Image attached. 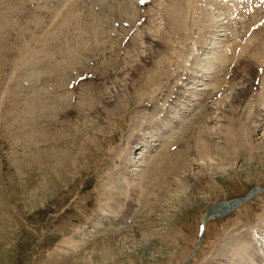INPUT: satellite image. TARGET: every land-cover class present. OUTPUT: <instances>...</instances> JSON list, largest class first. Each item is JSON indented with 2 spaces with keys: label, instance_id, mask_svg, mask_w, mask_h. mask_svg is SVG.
Masks as SVG:
<instances>
[{
  "label": "rangeland",
  "instance_id": "1",
  "mask_svg": "<svg viewBox=\"0 0 264 264\" xmlns=\"http://www.w3.org/2000/svg\"><path fill=\"white\" fill-rule=\"evenodd\" d=\"M130 1L0 0V264H264L263 41L248 49L260 50L257 59L243 51L251 30L244 46L228 50L238 35L228 20L240 29L215 0H192L190 10L186 0H150L127 35L114 20L123 18L117 6ZM255 9L245 10L246 21L264 8ZM197 22L200 34H190ZM197 44L205 47L199 53ZM101 49L103 62L92 55ZM157 55L169 59L163 83L143 90L140 101L131 95L136 106L124 107L131 88L99 113L115 83L130 82L131 69H121L134 67L137 81L149 66L165 69L150 64ZM250 66L251 89L229 105L231 87ZM80 70L95 92L75 83ZM219 83L225 91L210 100ZM221 126L238 130L227 145ZM62 128L78 146L70 155L57 135ZM211 150L213 158L197 156ZM197 161L209 182H186Z\"/></svg>",
  "mask_w": 264,
  "mask_h": 264
},
{
  "label": "bare ground",
  "instance_id": "2",
  "mask_svg": "<svg viewBox=\"0 0 264 264\" xmlns=\"http://www.w3.org/2000/svg\"><path fill=\"white\" fill-rule=\"evenodd\" d=\"M134 1V0H133ZM150 0H144V2L142 3L141 2V0H136L135 2H131L130 4H126V3H124V5H122V6H120L119 4V6H117V13L116 14H119L118 13V11L119 12H121L122 14H120L123 18H120V19H115L114 20V23H115V26H117V30L118 31H120V32H123V33H127V35H130L129 33H131V31H132V29L133 28H135L134 26V21H133V19L134 18H139L141 15H146V11H145V13L143 14V11H144V9H145V7H146V4L149 2ZM187 2H186V6H188L187 8H188V10H190V7H191V5H192V0H186ZM217 3H216V7L215 8H217V9H221V7L222 6H224L225 8H226V10L224 11V12H226V11H228V15L230 16H232V18H234V21L235 22H237V24H238V27H239V29H240V32L239 33H236L235 31H233L232 30V27L233 26H235L236 24L235 23H233V19H231L230 17V20H232V22H230L229 20H228V24H229V29H230V31H231V33H232V36H234V35H236V34H238L237 36H235V40L232 42V43H230V45H229V47H228V50H232V48L231 47H234L233 49L234 50H236V47H238V46H236V45H240V46H244V44H245V42H243V44H240V41H242L243 40V38H244V36H247L248 37V35H247V33H248V31L249 30H251V31H249V33L251 32H253L254 33V35H253V37H254V39L252 40L251 39V41H249V42H247L246 43V45H245V47L243 48V51H246V54H247V56H251V57H253L254 59H257L258 58V53H259V49H257L256 47H253V48H251L250 50H248L251 46H252V44H254V43H257L258 41H263V45H264V9L263 10H256V9H261V8H263L264 7V0H260V2H258V3H256V2H252V1H255V0H238L237 1V3H236V8H238V9H235V10H232L231 12H230V9H229V7L230 6H228V3H227V1H229V0H224V1H221V0H219V1H217V0H215ZM215 1H212V0H210V2L212 3H214ZM259 1V0H258ZM251 2V3H250ZM212 3V4H213ZM248 3H250V4H248ZM246 4H248L249 6H248V10L250 9V10H253V9H255L256 11H260V12H257V13H253V14H251V15H253V17L250 19V21H246L247 19H249V18H247V15L249 16L250 14H249V12H245V10H247V9H244V7L246 6ZM135 5V6H134ZM148 5V4H147ZM152 6V5H151ZM136 7V8H135ZM42 9V8H41ZM240 9H244V11H242V10H240ZM111 10H112V8H111ZM222 10V9H221ZM249 10V11H250ZM261 11H263L262 13H261ZM245 12V13H244ZM189 14H190V17L192 18V13H190L189 12ZM221 15H223L222 13H221ZM117 16V15H116ZM225 16H223V18H224ZM63 18H66V16H64ZM194 18V17H193ZM192 18V19H193ZM220 19V20H225V18L224 19ZM242 18H244L243 20H242ZM67 19H68V17H67ZM129 19H131V20H129ZM63 20V19H62ZM195 20H196V18H195ZM261 20H263L262 22H261ZM67 21V20H66ZM244 23V24H241L242 22ZM255 21H257L256 22V24L258 23V22H260L259 24H257V25H255V24H253V22H255ZM59 22V21H58ZM68 22V21H67ZM64 24V23H63ZM68 24V23H67ZM60 25V24H59ZM197 25H199V23L197 22L196 23V26L195 25H191V30L189 29V31H190V34H196L195 32H194V29H196L197 30V33H199L200 34V32L198 31V27H197ZM257 26L256 28L255 27H252V26ZM88 26V25H87ZM224 26V25H223ZM237 26V25H236ZM57 27H59V26H57ZM65 27V26H64ZM88 28V27H87ZM236 28V27H235ZM254 28H255V30H254ZM59 29H60V27H59ZM58 29V30H59ZM61 29H63L62 27H61ZM208 33V32H207ZM207 33H204L203 35H202V37H207L208 36V34ZM189 34V35H190ZM104 35V34H103ZM188 35V36H189ZM83 36V35H82ZM102 36V35H101ZM100 36V37H101ZM116 35H113V37L112 38H114ZM117 36H119V35H117ZM116 36V37H117ZM115 37V38H116ZM246 37V38H247ZM94 38V37H93ZM92 38V39H93ZM99 38V37H98ZM102 38V37H101ZM104 38H105V36H104ZM165 40H169L170 38H169V36H164L163 37ZM90 39V38H89ZM97 40V39H96ZM103 40V39H102ZM246 40V39H245ZM99 41V40H98ZM67 43V42H66ZM84 43V42H83ZM94 43V42H93ZM111 43V42H110ZM86 44V43H85ZM92 44V43H91ZM97 44V46L98 45H103V44H100V42H99V44L98 43H96ZM112 44L114 45V46H118V43H117V41H113L112 42ZM203 44V43H202ZM88 45V44H87ZM93 45V44H92ZM108 46H109V43L107 44ZM85 46V45H84ZM89 46V45H88ZM166 46H168V44L166 45ZM55 47V46H54ZM59 47V46H58ZM80 47V46H79ZM90 47V46H89ZM102 47V46H101ZM116 47H108V49H107V47H105L106 48V50H105V52H107V54L108 53H113V51H114V48H116ZM62 48V47H61ZM205 47H203V45H199V44H197V46L195 47V49H196V51H197V53H199L200 52V50L201 49H204ZM64 49V48H63ZM90 49V48H89ZM104 49V48H103ZM115 50H117V49H115ZM248 50V51H247ZM54 51V50H53ZM71 51H72V49H71ZM69 52V51H68ZM92 52H94V51H92ZM105 52L103 51L102 52V49L101 50H98L97 52L95 51L94 53H92V55H93V57L94 56H99V58L101 59L100 61L101 62H103V56H105L106 54H105ZM230 52H232V51H230ZM240 52V51H239ZM70 54V53H69ZM230 53H228V55H229ZM53 55H54V53H53ZM72 55V54H71ZM74 55V54H73ZM113 55V54H112ZM115 55V54H114ZM85 56V55H84ZM90 56V55H89ZM107 56V55H106ZM183 56V55H182ZM181 56V57H182ZM226 56V55H225ZM61 57H65V56H61ZM110 57V54H109V56H108V58ZM180 57V56H179ZM37 58V57H36ZM89 58V57H88ZM87 58V59H88ZM107 58V59H108ZM59 59V58H58ZM57 59V60H58ZM65 59H68V58H65ZM76 59V58H75ZM91 59V58H90ZM92 59H94V58H92ZM106 59V60H107ZM111 59V57L109 58V60ZM115 59L117 60L118 58H117V56L115 57ZM171 59V58H170ZM180 59V58H179ZM189 59V58H188ZM195 59V58H194ZM113 60V59H112ZM116 60H114L113 61V63L116 61ZM168 58L166 59V58H161V57H159L158 55L157 56H155L152 60H151V65L154 63V64H156L157 66V68H161V67H164L165 69L164 70H157L156 68H153V67H151V66H149V67H147V71L144 73V74H142L141 75V77H140V79L139 80H135L134 79V76H140V74L141 73H139V72H137L136 70H135V68L134 67H129V68H127V69H121V70H129V69H131V74H129V80H130V82L129 83H123V84H117V83H115L116 85V89H114V87H113V89H112V92H114L113 94H111L109 97H107V98H104V99H102L101 100V103L103 104V108L102 109H100V111H99V113L103 110V109H107V108H110L113 104H114V102H115V99H117L118 97H119V95H121L123 92H125V91H127V90H130L131 88L133 89V92H131L132 94H130V97H129V99L127 100V103H126V106H124V107H126V109H128V107L127 106H131V105H137V102H139L141 99H144V96H145V94H143L142 93V91L143 90H145L146 92H148L152 87L151 86H156V85H160V84H162L163 82L161 81V79H165L166 78V76H168V74H169V69H167L166 67H167V64L165 63V62H167L168 63ZM196 60V59H195ZM68 62L70 61L69 59L67 60ZM86 61V60H85ZM92 61V60H91ZM93 61H96V62H98V58H96V59H94ZM179 61H181V60H179ZM189 61V60H188ZM62 62V61H61ZM68 62H66V63H68ZM71 62L73 63V62H75L74 60L73 61H70L69 63L71 64ZM107 62V61H106ZM109 62H112V61H109ZM117 62V61H116ZM63 63L65 64V61H63ZM68 63V64H69ZM112 63V64H113ZM188 63V65H189V63L190 62H187ZM187 63H185L186 65H187ZM192 63V62H191ZM102 64V63H101ZM119 64V63H118ZM170 64H171V66L170 67H173L172 66V63L170 62ZM176 64H178V66H179V68L180 67H182L183 68V66L182 65H180L179 63H176ZM184 64V65H185ZM193 65V64H192ZM68 66V65H67ZM72 66V65H71ZM71 66H70V68H71ZM80 67V66H79ZM66 68V66H64V72H68V70H69V68H68V70H66L65 69ZM174 68V67H173ZM182 68H180V69H182ZM189 68H190V65H189ZM89 68H87V70H88ZM118 69V68H117ZM120 69V68H119ZM187 69L188 68H186V67H184V69H182L183 71L185 70L186 72H187ZM259 67H258V71H259ZM72 70H75V69H72ZM254 68H253V66H250L249 68H247V70L245 71V73H244V79L243 80H241L240 81V83L238 84V85H233L232 87H231V89H233V92H232V98L230 99V102H229V105L234 101V99H235V97L238 95V94H241V90L242 89H244V90H246V89H248V90H250L251 89V80L252 81H254L253 79H252V74L254 73ZM81 71V70H80ZM110 71V70H109ZM118 71V70H117ZM75 72V71H74ZM113 72V71H112ZM114 72H116V71H114ZM114 72L112 73V74H114ZM125 73V71H121V73L120 74H122V73ZM128 72V71H127ZM83 73V71H81L78 75H75V77H73V80L75 81V83H76V81L77 82H79L83 77L82 76H86L84 73ZM119 73V72H118ZM118 73H116V74H118ZM184 73V72H183ZM185 74H187L188 75V77L190 76L189 74H191V72L189 73V71L187 72V73H185ZM193 74H194V72H193ZM192 74V75H193ZM164 75H166V76H164ZM196 75V74H195ZM112 76V75H111ZM117 76V75H116ZM122 76V75H121ZM196 76H198V74L196 75ZM201 76V75H200ZM188 77H185V78H183L182 79V81H184L185 79L187 80V78ZM203 77V76H202ZM218 80H220L219 79V77H218ZM104 81H105V79H104ZM80 83H85L86 85H85V87L90 91V92H95L96 91V89H97V84L95 83V82H90V83H86V82H84V80H82V81H80ZM97 85H95V84ZM254 84V83H253ZM93 85V86H92ZM178 86H179V84H178ZM181 87H183V85L181 86ZM222 87H224V86H222L220 83L216 86V91L215 90H213V95H212V97L210 98V100H212V99H214L213 98V96H215V95H218L219 96V94L220 93H218V92H223V91H225V88L224 89H222ZM253 87V86H252ZM159 86L156 88V90L154 91V93L153 94H149V95H156V93H158V90H159ZM196 88V87H195ZM243 90V91H244ZM160 91V90H159ZM181 91V90H180ZM242 91V92H243ZM135 92L136 93H140V95H139V101L138 100H134L133 98H132V96L131 95H135ZM182 92V91H181ZM249 92V91H248ZM247 92V93H248ZM244 93V92H243ZM249 94V93H248ZM211 95H209V97H210ZM188 97V96H187ZM106 99V100H105ZM107 99H109V100H107ZM185 99H186V97H185ZM219 99V98H218ZM157 100V99H156ZM187 100V99H186ZM188 101H190V100H187V102ZM143 102V101H142ZM158 102V101H157ZM205 102H207V99H205ZM112 103V104H111ZM203 104V103H202ZM188 105H189V103H188ZM208 105V104H207ZM206 105V106H207ZM255 105V104H254ZM75 106V104H73V107ZM149 106H152V105H150L149 104ZM205 105L203 106V107H206ZM256 106V105H255ZM203 107H202V109H203ZM208 107V106H207ZM207 107H206V109H207ZM212 108H214L213 106H210L209 105V109L211 110ZM113 109H116L117 111H121L122 110V107H116V108H113ZM124 109V108H123ZM102 111V113H104V114H108L109 112L107 111ZM199 110H201V109H199ZM67 111V110H66ZM95 111H97V110H95ZM205 112V113H204ZM204 112H202V113H200L198 116L200 117V119H201V122L203 123V124H205V122L207 123L208 122V120L209 119H207V117H206V115H207V113H206V111L204 110ZM111 113V112H110ZM198 113V112H197ZM206 114V115H205ZM100 115V114H99ZM196 115V114H195ZM65 116V115H64ZM209 116V115H208ZM70 118V117H69ZM69 118H67V119H69ZM100 118V117H99ZM195 118V117H194ZM209 118V117H208ZM164 119V118H163ZM194 120H197V118H195ZM215 120V119H214ZM263 120V119H262ZM190 124V123H189ZM189 124H188V126H189ZM186 127V126H185ZM190 127V126H189ZM188 128V127H187ZM60 129V128H59ZM166 129V128H165ZM221 131L220 132H218V134H219V137L221 138V139H223V142H224V144L225 145H227V143H230L231 142V140H232V136L235 134L236 136L238 135V130L235 132L234 130H233V128L231 127V126H221ZM61 130V129H60ZM62 130H63V132L62 131H60L57 135H61V138L60 139H62V140H65V141H68L67 142V144H68V146H67V148H66V150H65V155H70V154H72L74 151H75V149L76 148H78V146L76 145V142L74 143V141H72L71 139V134L69 135V134H66L65 135V128H62ZM168 130V129H167ZM195 130V127L193 128V131ZM76 131V130H75ZM75 131H74V133H75ZM89 133V132H88ZM83 135V133H81V134H79V136H78V139L80 138V137H82V141L84 142V140H85V138H87V133H84V135ZM77 136V135H76ZM52 137V136H51ZM54 138V137H53ZM61 142V141H60ZM64 142V141H63ZM254 142H255V140H254ZM56 144V143H55ZM62 143H60V145H61ZM206 144H208V142H206L205 144H199V146L198 147H196V148H194V149H192L191 151H187V155H188V153L190 154V152H192V151H197V150H200V149H202ZM57 145V144H56ZM55 147V146H54ZM149 147V146H148ZM54 149V148H53ZM150 149H148V151H149ZM63 153V152H62ZM169 153V152H168ZM202 153V155H201V157L204 159V158H206V157H210L211 155H213V150H211V151H200V152H198V154H197V156L198 155H200ZM207 153H209V154H207ZM167 155V154H166ZM212 157V156H211ZM136 158V157H135ZM198 158H200V157H198ZM213 158V157H212ZM212 158H210V159H212ZM216 158H218V157H216ZM200 160H202V159H200ZM205 160V159H204ZM209 159L207 158L206 159V161H208ZM130 161V160H129ZM132 161V160H131ZM130 161V162H131ZM134 161V160H133ZM203 161V160H202ZM212 161V160H211ZM220 161V160H219ZM198 162V163H197ZM197 162H194V163H197V166L200 168L199 169V171H198V173H194L193 175H192V173H190V174H188L186 177H185V180H186V182L188 183H190V182H197V180H200V181H202V182H207L208 180H210V174H209V172H207V171H205V166L204 167H200L201 166V163L199 162V161H197ZM205 162V161H204ZM204 162H202V166L203 165H205L204 164ZM127 163H129V162H127ZM207 164H208V162H207ZM210 167H212V165H210ZM212 169V168H211ZM209 171H210V169H209ZM202 182H201V184H202ZM209 182V181H208ZM124 186V185H123ZM122 186V187H123ZM133 192V191H132ZM115 201V200H114ZM144 202H145V205L147 206V201H145V200H143ZM116 202V201H115ZM130 202V201H129ZM132 202V201H131ZM130 202V203H131ZM135 202V201H134ZM133 202V203H134ZM132 203V204H133ZM141 204V203H140ZM143 205H144V203H143ZM142 205V206H143ZM145 207V206H144ZM129 208V207H128ZM104 208H103V206H102V210H103ZM107 209V208H106ZM131 209V208H130ZM109 210V209H108ZM137 210H139V209H137ZM104 211H106V210H104ZM127 211H130V210H128L127 209ZM133 210H131L130 211V213L132 212ZM143 210H141L140 212H142ZM108 212V211H107ZM124 212V211H123ZM139 212V213H140ZM138 213L137 212H135V211H133V216H135L136 217V215H137ZM106 215V214H105ZM105 215H101L102 217H101V220L102 221H104V218H107ZM124 217H125V213L124 214H122ZM127 215V214H126ZM129 215V214H128ZM123 216H121L120 215V217H113L112 215H109L108 217L111 219V221H112V218L114 219V221L115 220H118L119 221V223L123 220V219H125V218H123ZM109 222V221H108ZM109 224V223H108ZM245 253V252H244ZM264 253V250H263V252H261V254H263ZM246 254H249V253H247L246 252ZM244 255V254H243ZM246 256V255H245ZM239 264H240V262H239Z\"/></svg>",
  "mask_w": 264,
  "mask_h": 264
},
{
  "label": "snow or ice",
  "instance_id": "3",
  "mask_svg": "<svg viewBox=\"0 0 264 264\" xmlns=\"http://www.w3.org/2000/svg\"><path fill=\"white\" fill-rule=\"evenodd\" d=\"M141 2L143 3V2H144V0H141Z\"/></svg>",
  "mask_w": 264,
  "mask_h": 264
}]
</instances>
